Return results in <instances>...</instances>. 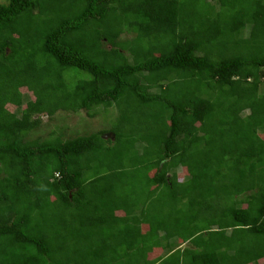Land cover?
Returning a JSON list of instances; mask_svg holds the SVG:
<instances>
[{
    "label": "trees",
    "instance_id": "obj_1",
    "mask_svg": "<svg viewBox=\"0 0 264 264\" xmlns=\"http://www.w3.org/2000/svg\"><path fill=\"white\" fill-rule=\"evenodd\" d=\"M0 264H264V0H1Z\"/></svg>",
    "mask_w": 264,
    "mask_h": 264
},
{
    "label": "rangeland",
    "instance_id": "obj_2",
    "mask_svg": "<svg viewBox=\"0 0 264 264\" xmlns=\"http://www.w3.org/2000/svg\"><path fill=\"white\" fill-rule=\"evenodd\" d=\"M24 91H25V89H24ZM99 112L100 113H98L97 116L93 117V118L89 117L86 114V111H81L78 114L61 112L60 116L62 117V121L63 122L66 121V124L71 128V130H73L75 132L80 131L82 133H92V132L101 131L103 129H110L112 123L114 121H116V119H117L116 117H114L113 120L110 119L111 116L113 115V113H116V111H113L111 109V110L105 112V111H103V108H102V110L100 109ZM81 116H85L87 118V122H84L81 119ZM45 120H47V119L45 118ZM56 122L57 121L54 120L51 123L52 125L50 127H53ZM86 123H88L87 126L85 125ZM139 146H142V144H140ZM179 170H180V173L181 172L183 173L185 171V169H183V168L182 169L180 168Z\"/></svg>",
    "mask_w": 264,
    "mask_h": 264
},
{
    "label": "water",
    "instance_id": "obj_3",
    "mask_svg": "<svg viewBox=\"0 0 264 264\" xmlns=\"http://www.w3.org/2000/svg\"><path fill=\"white\" fill-rule=\"evenodd\" d=\"M109 137H114V134H112V133H107V134L105 135V138H109Z\"/></svg>",
    "mask_w": 264,
    "mask_h": 264
}]
</instances>
